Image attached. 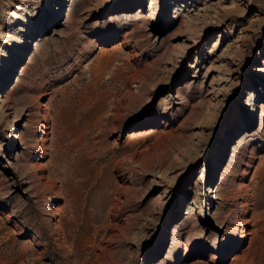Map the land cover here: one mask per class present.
Segmentation results:
<instances>
[{
  "label": "rangeland",
  "instance_id": "rangeland-1",
  "mask_svg": "<svg viewBox=\"0 0 264 264\" xmlns=\"http://www.w3.org/2000/svg\"><path fill=\"white\" fill-rule=\"evenodd\" d=\"M0 264H264V0H0Z\"/></svg>",
  "mask_w": 264,
  "mask_h": 264
}]
</instances>
